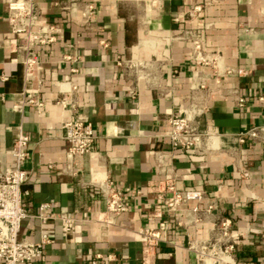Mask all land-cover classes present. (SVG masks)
<instances>
[{
	"label": "crops",
	"instance_id": "obj_1",
	"mask_svg": "<svg viewBox=\"0 0 264 264\" xmlns=\"http://www.w3.org/2000/svg\"><path fill=\"white\" fill-rule=\"evenodd\" d=\"M33 1L38 24L60 32L32 48L38 66L26 78L20 35L10 29L7 0H0V167L12 164L22 129L29 137L22 188L29 194L19 237L50 238L37 264H91L96 254L99 264H144L142 227L161 232L150 264H201L199 250L213 244L232 246L231 264H264V142L236 138L264 123L257 101L264 95V0H210L192 17V6L206 0H144L139 12L137 0H83L95 7L88 20L81 6L70 12L61 0ZM191 34L207 53L220 55L221 67L247 73L215 78L211 67L196 66L188 58ZM132 59L143 64L128 68ZM61 83L75 86L74 113L95 135L91 153L72 159L61 129L70 110L55 103ZM188 108L202 110L198 126L215 135L213 149L171 147L166 120ZM98 176L123 189L129 207L107 226L97 221L103 197L88 193ZM168 177L178 188L201 190L202 198L167 210L148 184ZM53 213L76 218L67 237L59 220L38 217Z\"/></svg>",
	"mask_w": 264,
	"mask_h": 264
},
{
	"label": "built area",
	"instance_id": "obj_2",
	"mask_svg": "<svg viewBox=\"0 0 264 264\" xmlns=\"http://www.w3.org/2000/svg\"><path fill=\"white\" fill-rule=\"evenodd\" d=\"M65 4L67 11H76L79 6L80 16L88 20L95 14V7L90 2L83 0H61ZM210 0H206L203 4H195L188 11V16L192 17L196 12L200 11L204 4ZM7 20L12 32L19 34V43L16 45L18 50H22V64L24 67V76L31 78L37 71L38 63L32 56L31 50L35 45H47L56 40V34L60 32V28L52 25H39L38 12L35 10L33 0H7ZM191 46L188 52V58L191 59L196 66H209L215 78L228 74L245 75L247 72L243 68L221 67L220 55L217 53H207L204 50L202 41L191 34ZM63 59L71 60L69 55H64ZM123 63L118 60V65ZM143 61L133 60L126 64L128 68L134 65H142ZM73 72L76 68L71 69ZM5 79V77H3ZM39 78V82L42 83ZM200 87H204V83H199ZM76 88L68 86L67 83H61L59 86L58 97L55 103L62 110H70L67 118L61 121V129L63 138L68 142L66 156L72 159L75 156L90 154L92 151L95 135L90 122L82 120L75 115L78 104L74 96ZM257 101L264 108V95L260 94ZM245 99L237 98L238 105H243ZM202 113L201 109L188 108L182 110L177 115L170 116L166 120L168 126L167 137L171 147H181L185 150L202 151L203 149H213L215 144L212 138L215 135L202 130L198 126V116ZM239 143L245 141H261L264 142V123L252 126L246 130H242L236 134ZM29 137L19 129L15 138L12 149V164L5 169L0 167V260L1 264H37L43 256V248L50 242L47 234L42 233L38 241H30L19 237V230L22 221L28 216L24 207V197L29 191L22 188V185L29 177V171L23 168V162L28 153L26 146ZM161 156V154H160ZM240 177L247 181L250 179V172L246 169L240 171ZM160 184L150 183L148 189L157 192V198L164 207L170 211H176L178 206L191 201H199L203 192L194 188L181 189L178 188L173 178H166ZM89 195L95 196L100 194L105 201V209L99 213L97 221L102 225H111L113 220L119 214L129 209L126 203V192L119 188L107 176L95 178L89 186ZM48 207V204H42L41 208ZM39 219L44 222L48 218L60 221L61 234L67 237L72 231L76 223V218L67 213L38 215ZM230 222L224 219L220 223L222 236H228V228ZM140 241L142 243V261L144 264H150L153 261L155 249L162 242L161 232L154 227H142L137 230ZM215 249V246H211ZM231 245L220 248L222 254H229ZM206 246L199 250V255H205ZM230 255V254H229ZM101 258L100 254H96L91 264H99L97 261Z\"/></svg>",
	"mask_w": 264,
	"mask_h": 264
},
{
	"label": "rangeland",
	"instance_id": "obj_3",
	"mask_svg": "<svg viewBox=\"0 0 264 264\" xmlns=\"http://www.w3.org/2000/svg\"><path fill=\"white\" fill-rule=\"evenodd\" d=\"M135 2L137 4V11L139 12L140 7L142 6V8H143L145 6V2H144V0H137ZM223 247H221V248H223ZM204 253H205V255L202 254V257H201V264H206L205 263L206 256H208L212 259V262H209L208 264H223V263H221V261L218 258V257L224 255L220 252L219 246L215 245V249H212V247L210 246V248H207ZM225 255H229V254H225Z\"/></svg>",
	"mask_w": 264,
	"mask_h": 264
},
{
	"label": "bare ground",
	"instance_id": "obj_4",
	"mask_svg": "<svg viewBox=\"0 0 264 264\" xmlns=\"http://www.w3.org/2000/svg\"><path fill=\"white\" fill-rule=\"evenodd\" d=\"M218 258L221 261V263H223V264H231L233 262L230 255H222ZM209 262H212V259L210 257L206 256L205 263L208 264Z\"/></svg>",
	"mask_w": 264,
	"mask_h": 264
}]
</instances>
